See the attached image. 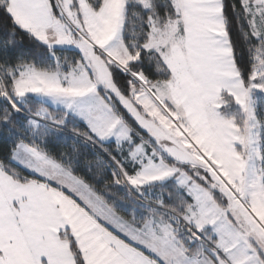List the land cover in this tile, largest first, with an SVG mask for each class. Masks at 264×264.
Returning <instances> with one entry per match:
<instances>
[{
	"label": "snow or ice",
	"instance_id": "obj_1",
	"mask_svg": "<svg viewBox=\"0 0 264 264\" xmlns=\"http://www.w3.org/2000/svg\"><path fill=\"white\" fill-rule=\"evenodd\" d=\"M0 264H264V0H0Z\"/></svg>",
	"mask_w": 264,
	"mask_h": 264
},
{
	"label": "trees",
	"instance_id": "obj_2",
	"mask_svg": "<svg viewBox=\"0 0 264 264\" xmlns=\"http://www.w3.org/2000/svg\"><path fill=\"white\" fill-rule=\"evenodd\" d=\"M226 2L230 4L231 3V0H226Z\"/></svg>",
	"mask_w": 264,
	"mask_h": 264
}]
</instances>
